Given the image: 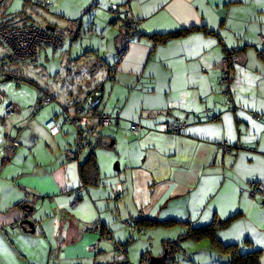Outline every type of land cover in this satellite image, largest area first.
Instances as JSON below:
<instances>
[{
	"label": "crops",
	"instance_id": "obj_1",
	"mask_svg": "<svg viewBox=\"0 0 264 264\" xmlns=\"http://www.w3.org/2000/svg\"><path fill=\"white\" fill-rule=\"evenodd\" d=\"M51 1L47 11L32 0H0V27L43 19V29L55 28L63 43L42 46L35 63L5 65L7 75L20 78L22 67L37 71L53 61L59 73L58 85L25 86L55 97L44 106L54 107L48 117L39 113L44 107L34 110L28 91L19 99L21 114L7 121V103L0 105V264H141L144 254L162 256L165 241L209 225L225 246L259 252L264 264V194L251 196L253 181L264 184V0ZM112 4L138 21L139 36L126 41ZM185 30L191 32L166 43L152 39ZM82 32L90 38L80 42ZM234 51L243 61L234 64L226 93L219 65ZM6 53L0 44V62ZM100 88L102 103L93 112L120 119L98 128L93 147L69 161L76 134L62 112L87 106ZM169 121L187 127L162 131ZM132 123L145 130L133 135ZM8 135L19 147L6 142ZM222 144L233 151L224 153ZM92 153L99 181L87 186L82 167ZM22 206L32 209L34 233L20 225ZM98 225L102 231H93ZM179 244L176 264H230L208 239Z\"/></svg>",
	"mask_w": 264,
	"mask_h": 264
},
{
	"label": "built area",
	"instance_id": "obj_2",
	"mask_svg": "<svg viewBox=\"0 0 264 264\" xmlns=\"http://www.w3.org/2000/svg\"><path fill=\"white\" fill-rule=\"evenodd\" d=\"M32 3L47 11H51L52 9L51 0H32ZM110 11L115 15L116 20L121 23L126 41L129 42L130 40H133L135 33L139 29V23L134 21L131 17H128L126 14L123 15L116 5H112ZM0 39L5 45L4 47L7 48L8 57L16 62L31 60L35 63L38 59L39 47L41 45L58 47L62 44V41L57 36L48 32L46 29L38 27L37 25H23L3 29L0 31ZM260 40V42L264 44V38H260ZM123 57L124 55H122V58ZM242 60V57L239 55L233 56L231 60L225 57L219 65L222 73L221 83L225 88L226 93H230L231 88V62L235 64L242 62ZM5 77V73L0 67V105L7 103L5 115V120L7 121L11 118V116L21 114L22 107L17 103L8 101V98L2 91V80ZM54 101V96L47 95L43 99L42 103L44 105H49ZM119 117V114L114 116L103 112H93L78 104L73 106L72 111H64L63 119L66 123L74 127L76 133L73 149L66 151V159L69 161H75L80 156L84 148H92V139L96 130L98 128L113 126L118 122L120 119ZM186 127V122L169 121L161 125V130L172 134H179ZM130 130L133 135L138 136L145 130V128L138 123H133L130 126ZM6 139V142L12 143L15 148L19 147V143L12 140L11 135H8ZM220 149L224 153H231L233 151V147L228 144L220 145ZM251 187V196L253 198L264 194V184L253 181L251 183ZM80 197L81 192L78 191L71 203L72 209H75L78 206ZM93 231H102V227L98 225L94 227ZM103 237L108 241H112V236L109 232H105ZM116 249L121 250L118 245H116ZM167 253L168 260L173 262L175 252L169 251ZM150 261L151 257L148 254H145L142 258V264H149Z\"/></svg>",
	"mask_w": 264,
	"mask_h": 264
},
{
	"label": "trees",
	"instance_id": "obj_3",
	"mask_svg": "<svg viewBox=\"0 0 264 264\" xmlns=\"http://www.w3.org/2000/svg\"><path fill=\"white\" fill-rule=\"evenodd\" d=\"M112 5H116V4H112ZM112 5L110 6V8L112 7ZM116 6L120 9V11H121V13L123 15L126 14L128 17H130L128 11L122 10L119 5H116ZM134 21H136V20H134ZM136 22L138 23V21H136ZM25 25H30V24H25ZM6 28H10V27H8V26H6V27L2 26V27H0V31L3 30V29H6ZM11 28H13V27H11ZM48 32L51 33V31H48ZM189 32H191V30H185L183 32L180 31V32L172 33V34L165 35V36H152V39L157 44L166 43L170 39L178 38L180 36H184L185 34H187ZM52 34H54V33H52ZM139 35H140V32H139V29H138V31L135 33V36H139ZM0 44H3L2 41H1V39H0ZM42 46H45V45H41L39 47V49ZM46 46H49V45H46ZM58 47H60V46H58ZM6 50H7V48H6ZM235 55H240V52H238V51L229 52L228 55H227V58L231 60L232 57L235 56ZM259 56L264 60V53L263 52H260L259 53ZM8 63L15 64L16 61L11 60L8 57V53H6L5 56H4V59L0 62V67L3 69V72L6 75V77L3 78V80L4 79H7V81H11V80L19 81L18 77H12L10 75H7V73L5 71V65L8 64ZM233 66H234V63L231 62V76H232ZM221 78H222V73H221V77H220V83H221ZM2 86H3V83H2ZM1 89H2V87H1ZM2 91H3V89H2ZM4 94L6 95L5 92H4ZM47 95H51V94H49L48 92H46L44 90H40L39 91L38 101H37V103H36V105L34 107V110L37 109V108H39V107L49 106L52 103H54V102H52L49 105H44L42 103L43 99ZM6 97H7V95H6ZM3 104H5V103H3ZM78 105L82 106L81 104H78ZM6 107H7V104H6ZM82 107H84V108L87 109V106H82ZM66 110L67 109L64 108V110L62 112V115H61V118L62 119H63V113ZM5 115H6V113H5ZM74 132H75V129H74ZM82 178H83L84 184L87 185V186L88 185H91V186L96 185L98 183V181H99V166H98V162H97V159H96V155L94 153L91 154V157L89 158V160L82 167ZM22 208L25 210L26 213L29 212L28 211L29 209H28L27 206H22ZM143 222H144V224L142 223V225H145V226H147V225L148 226L149 225H152V226L153 225H158V223H156V222H152L151 223L148 220H145ZM183 239H192L194 241H201L203 239H208L213 247L219 249L223 253L229 254V256L231 257L230 264H260V254H259V252H254V253H249V254L242 255V254L239 253L237 246H225L222 242H220L219 239H218V236H217V230L214 227V225H209V226H206V227H200V228L190 229L189 232L186 235L182 236V238H180L179 240H177L175 242L165 241L164 242L165 252L171 251V252H175V255H177L179 252H181L180 244L179 243H181L183 241ZM174 260H175V263H173V264H176L177 263V258L175 257ZM122 264H125V263H122ZM141 264H142V262H141Z\"/></svg>",
	"mask_w": 264,
	"mask_h": 264
},
{
	"label": "rangeland",
	"instance_id": "obj_4",
	"mask_svg": "<svg viewBox=\"0 0 264 264\" xmlns=\"http://www.w3.org/2000/svg\"><path fill=\"white\" fill-rule=\"evenodd\" d=\"M114 17H115V15H114ZM46 18H48V16H46ZM39 21V25H38V27H40V28H44L45 26H46V22H45V20H38ZM90 37H88L86 34H85V32H82L81 33V36H80V42H82V41H84V40H86V39H89ZM69 40V39H68ZM66 44L67 45H69L70 44V41H68V42H66ZM49 51H50V53H52V49H49ZM49 53V54H50ZM243 61V60H242ZM41 64V63H40ZM43 64H45V63H43ZM45 67V69L44 68H42V67H40V65L37 67V71H34V69H35V67L33 66V67H22L23 68V70H24V72H23V76H20V78H18L19 79V81H14V80H11V81H9V82H7V83H5L4 84V86H2V89H3V91L6 93V95L8 94L9 96H10V99H12L13 97H14V95H15V97H17L16 98V101H15V103H17V104H19V105H21L20 104V102H19V99L21 98V97H25V96H27L28 94H27V91L29 92V93H32V96H33V102H34V104L32 105V106H34L36 103H37V91H38V89H33V88H31L32 89V91H30L27 87H25V86H28L27 84H28V81H32V82H35V80L39 83V84H43L44 83V81H46L48 84H50L51 83V81H52V83L54 84V85H56L57 83L54 81V78H55V75H56V70H58L57 68H58V65L57 64H53V61H51L50 62V64L49 65H45L44 66ZM33 68V69H32ZM48 71V72H47ZM46 73H48V77H51V80H46V77H45V75H46ZM57 73H59V70H58V72ZM63 79H66V80H68L66 77H64ZM13 84V85H12ZM65 84V83H64ZM22 86V87H19V89H15V88H17V87H14V86ZM58 85V84H57ZM52 95V94H51ZM8 97V96H7ZM54 104H56V103H54ZM50 106H52V105H50ZM53 108L54 107H44V109H41L40 111H39V113H41L42 115H41V117H48V113L49 112H51V110H53ZM45 110V113H43L42 111H44ZM3 113V110H1L0 109V119H1V116H3L4 114H2ZM47 113V114H46ZM2 129V127H1V125H0V130ZM139 263V262H138Z\"/></svg>",
	"mask_w": 264,
	"mask_h": 264
},
{
	"label": "water",
	"instance_id": "obj_5",
	"mask_svg": "<svg viewBox=\"0 0 264 264\" xmlns=\"http://www.w3.org/2000/svg\"><path fill=\"white\" fill-rule=\"evenodd\" d=\"M46 30L48 31H51V32H55V28H52V27H46ZM7 79H4L2 81V83L4 81H6ZM103 88H100L96 93H94L88 103H87V108L89 110H92V111H96L98 109V107L101 105L102 103V95H101V92H102ZM29 212L26 213L25 215V218L26 220H24L23 222H21V227L23 228V230L27 231V232H30V233H34L35 231V224L29 219V214L30 212L32 211L31 208H28ZM175 263V260L173 262L169 261L168 260V253L165 252L162 256H159V257H151V261L149 264H173Z\"/></svg>",
	"mask_w": 264,
	"mask_h": 264
}]
</instances>
